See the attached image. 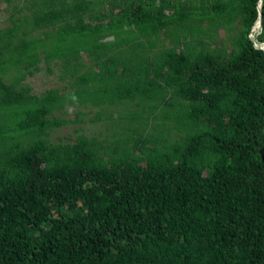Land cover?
<instances>
[{
	"label": "trees",
	"instance_id": "obj_1",
	"mask_svg": "<svg viewBox=\"0 0 264 264\" xmlns=\"http://www.w3.org/2000/svg\"><path fill=\"white\" fill-rule=\"evenodd\" d=\"M4 1L0 264H264V0Z\"/></svg>",
	"mask_w": 264,
	"mask_h": 264
},
{
	"label": "rangeland",
	"instance_id": "obj_2",
	"mask_svg": "<svg viewBox=\"0 0 264 264\" xmlns=\"http://www.w3.org/2000/svg\"><path fill=\"white\" fill-rule=\"evenodd\" d=\"M8 16V8H6L5 1L0 0V28H3L8 24L7 20ZM59 72L58 70L53 67L52 73L47 72L46 68L43 67L41 70L36 73L32 77H28L26 83L32 88V91L36 94H41L44 91L54 88L59 84L58 78ZM72 114V111H70ZM68 119H72L73 117H67ZM108 123L107 122H96L91 123L87 122L83 125H69L67 127H63L61 129L56 130L51 139L52 141L57 142V137H66L70 136L72 139L76 135V131L83 133L84 135L88 136H96L98 139H103V136L100 135L101 132L106 130ZM79 128L75 131V129ZM70 140V138L68 139Z\"/></svg>",
	"mask_w": 264,
	"mask_h": 264
},
{
	"label": "built area",
	"instance_id": "obj_3",
	"mask_svg": "<svg viewBox=\"0 0 264 264\" xmlns=\"http://www.w3.org/2000/svg\"><path fill=\"white\" fill-rule=\"evenodd\" d=\"M260 7H261V0H259L258 5H257L258 10L260 9ZM259 30H260V26H259V23L257 22L256 25H255V27L253 28L251 34H250V37L252 39H254V37L256 36V34L259 32Z\"/></svg>",
	"mask_w": 264,
	"mask_h": 264
},
{
	"label": "clouds",
	"instance_id": "obj_4",
	"mask_svg": "<svg viewBox=\"0 0 264 264\" xmlns=\"http://www.w3.org/2000/svg\"><path fill=\"white\" fill-rule=\"evenodd\" d=\"M257 22L259 23V26L261 27V24H260V18L258 19V21H257ZM257 22H256V23H257ZM256 23H255V25H256ZM255 25H254V27H255ZM254 27H253V28H254ZM252 30H253V29H252ZM251 32H252V31H251ZM250 38H251V37H250ZM253 40H255V37H254V39H253ZM255 42H256V41H255Z\"/></svg>",
	"mask_w": 264,
	"mask_h": 264
}]
</instances>
